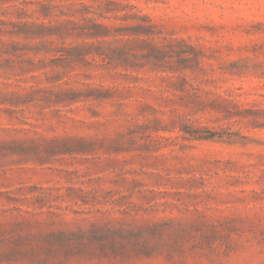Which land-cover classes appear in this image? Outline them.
<instances>
[{"label": "rangeland", "instance_id": "rangeland-1", "mask_svg": "<svg viewBox=\"0 0 264 264\" xmlns=\"http://www.w3.org/2000/svg\"><path fill=\"white\" fill-rule=\"evenodd\" d=\"M120 1L173 41L183 69L0 75V251L18 236L75 238L0 264H264V0ZM96 89L111 97L55 102Z\"/></svg>", "mask_w": 264, "mask_h": 264}, {"label": "trees", "instance_id": "trees-1", "mask_svg": "<svg viewBox=\"0 0 264 264\" xmlns=\"http://www.w3.org/2000/svg\"><path fill=\"white\" fill-rule=\"evenodd\" d=\"M89 1L94 4L87 3L88 0H0V10L4 15L0 17V75L17 77L47 70L59 63L68 67L77 64L102 66L108 71L125 72H135L145 67H150V70L168 68L177 72L183 69L178 60L183 53L175 51L173 41L163 38L159 27L149 16L135 11L136 6L120 0ZM75 7L77 9L72 14L65 11ZM8 10H13V13L8 14ZM100 19L123 23L117 25ZM68 40L74 42L68 44ZM51 55L54 58L47 59ZM55 97L57 103H74L81 99L105 100L111 96L107 90L96 89L87 93L61 91ZM16 99L19 101L21 98ZM182 131L193 140L224 137L218 132L199 128ZM105 228L108 226H95L96 232L104 233V243L113 249L125 245L128 238ZM50 237L18 236L14 241L15 249L0 251V254L14 258L37 253L43 255L48 254L55 243L58 244L56 248H75V238L71 234L69 236L64 231H58L50 234ZM80 238L82 242L89 240L85 234ZM3 243L4 239L0 238V246ZM26 243L32 245L30 250L20 248Z\"/></svg>", "mask_w": 264, "mask_h": 264}]
</instances>
